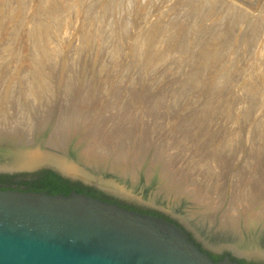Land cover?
I'll return each mask as SVG.
<instances>
[{
    "label": "rangeland",
    "instance_id": "1",
    "mask_svg": "<svg viewBox=\"0 0 264 264\" xmlns=\"http://www.w3.org/2000/svg\"><path fill=\"white\" fill-rule=\"evenodd\" d=\"M0 118L11 134L0 132V143H33L65 121L72 143L103 153L110 178L136 183L146 163L143 183L159 170L166 195L198 214L221 195L215 222L225 208L246 216L249 202L238 195L234 204L233 194L249 195L244 186L258 178L249 212L263 220L264 0H0ZM121 155L127 167L117 174L111 165ZM191 174L208 182L205 201L186 194Z\"/></svg>",
    "mask_w": 264,
    "mask_h": 264
},
{
    "label": "water",
    "instance_id": "2",
    "mask_svg": "<svg viewBox=\"0 0 264 264\" xmlns=\"http://www.w3.org/2000/svg\"><path fill=\"white\" fill-rule=\"evenodd\" d=\"M48 130L33 143H0V174H32L49 169L79 180L128 208L91 194L0 188V264H239L234 258L264 262V231L217 225L214 211L197 215L186 198L166 195L159 170L143 183L145 165L136 183L129 175L109 177L68 151L46 144ZM17 186V184H13ZM20 187H24L21 185ZM225 252L214 260L208 253Z\"/></svg>",
    "mask_w": 264,
    "mask_h": 264
},
{
    "label": "bare ground",
    "instance_id": "3",
    "mask_svg": "<svg viewBox=\"0 0 264 264\" xmlns=\"http://www.w3.org/2000/svg\"><path fill=\"white\" fill-rule=\"evenodd\" d=\"M252 4V3H251ZM135 5V4H134ZM139 5V4H138ZM143 6V5H142ZM234 24V23H233ZM232 24V25H233ZM228 39V38H227ZM222 40V39H221ZM223 43V42H222ZM223 46V45H222ZM232 46V45H231ZM242 50V49H241ZM88 88V87H87ZM76 90V89H75ZM84 90V89H83ZM132 90V89H131ZM136 90V89H135ZM91 91V90H90ZM77 92V91H76ZM158 95V94H157ZM147 97V96H146ZM152 97V96H151ZM127 98V97H126ZM150 98V97H149ZM143 99V98H142ZM163 99H165V98H163ZM51 101V100H50ZM131 101V100H130ZM149 101V100H148ZM162 101V100H161ZM125 102L127 103V101L125 100ZM139 103V102H138ZM152 103V102H151ZM158 103H160V102H158ZM110 105H112V104H110ZM109 105V106H110ZM128 105H129V103H128ZM36 107H38V106H36ZM122 107V106H121ZM51 108V107H50ZM151 108V107H150ZM31 109V108H30ZM36 109V108H35ZM43 109V108H42ZM41 109V110H42ZM40 110V109H39ZM40 110V111H41ZM149 110V109H148ZM152 110V109H151ZM150 110V111H151ZM44 111V110H43ZM56 111V110H55ZM149 112V111H148ZM36 113V112H35ZM55 113V112H54ZM157 113V112H156ZM195 113V112H194ZM142 114V113H141ZM140 114V115H141ZM146 114V113H145ZM144 114V115H145ZM108 115V114H107ZM106 115V116H107ZM114 115H116L117 116V114H114ZM123 115V114H122ZM152 115V114H151ZM150 115V116H151ZM155 115V114H154ZM44 116V115H43ZM63 116V115H62ZM111 116H113V115H111ZM147 117V116H146ZM195 117V116H194ZM193 117V118H194ZM24 118V117H23ZM43 118V117H42ZM70 118V117H69ZM102 118H103V115H102ZM163 118H165V117H163ZM181 118H183V117H181ZM188 118V117H187ZM199 118V117H198ZM68 118L66 117V119L64 118V120H67ZM150 119V118H149ZM148 119V120H149ZM152 119V118H151ZM150 119V120H151ZM185 119V118H184ZM0 120H2V118H0ZM72 120V119H71ZM73 120H74V118H73ZM79 120V119H78ZM140 120V119H139ZM153 120H155L154 118H153ZM68 121V120H67ZM69 121H70V119H69ZM75 121V120H74ZM107 121V120H106ZM157 121V120H156ZM161 121V120H160ZM184 121V120H183ZM200 121H201V119H200ZM199 121V122H200ZM1 122V121H0ZM78 122V121H77ZM179 122H181V121H179ZM190 122V121H189ZM189 122H187V123H189ZM198 122V121H197ZM197 122H195V123H197ZM198 122V123H199ZM203 122V121H202ZM70 123H71V121H70ZM70 123L68 122V124L70 125ZM105 123V122H104ZM141 123H142V121H141ZM143 123H144V120H143ZM150 123V122H149ZM152 123V122H151ZM197 123V124H198ZM204 123V122H203ZM206 123V122H205ZM6 124V123H5ZM67 124V125H68ZM74 124H76V123H74ZM148 124V123H147ZM153 124H154V122H153ZM156 124H158L157 122H156ZM191 124V123H190ZM60 125H61V127H59L60 128V130H59V133H53L52 132V134L50 135V136H48L47 137V142H46V144L48 145V146H50V147H53V148H57V149H61V150H63V151H65V152H67L68 151V146L69 145H72V144H75V152H76V159L79 161V162H81L83 165H85L87 168H89V169H92L93 171H95V172H97V171H105V168H106V166H105V163H106V161H105V158L106 157H103L102 155H103V153H102V155L100 154V155H98V154H96L97 152H94V148H95V145L93 144V143H90L89 141L88 142H84V147L82 146H80V145H78L77 143H75V142H71L70 141V139H71V136H70V130H68V132H64L65 131V129H64V126H66V122L65 121H63V122H60ZM63 125V126H62ZM69 125L67 126V129H69ZM182 125V124H181ZM184 126V125H183ZM204 126V125H203ZM1 127V126H0ZM10 127V126H9ZM75 127V126H74ZM156 127V126H155ZM177 127V126H176ZM185 127V126H184ZM200 127V126H199ZM3 128V127H2ZM16 128V127H15ZM66 128V127H65ZM190 128V127H189ZM66 129V130H67ZM147 129H150V128H148L147 127ZM153 129V128H152ZM175 129V128H174ZM187 129V128H186ZM200 129V128H199ZM202 129V128H201ZM74 130V129H73ZM76 130H77V128H76ZM172 130V129H171ZM11 131V130H10ZM0 132H3L2 134L4 135V134H7L8 135V133L10 134V132H8V129L7 130H4V128L3 129H1L0 130ZM13 132V131H12ZM27 132H29V131H27ZM201 132V131H200ZM16 133H18V132H16ZM111 133V132H110ZM166 133H168V132H166ZM179 133V132H178ZM1 134V133H0ZM19 134V133H18ZM23 134V133H22ZM26 134V133H25ZM50 134V133H49ZM112 134V133H111ZM116 134V133H115ZM124 134V133H123ZM140 134V133H139ZM143 134V133H142ZM191 134V133H190ZM200 135L201 133H199V132H197V135ZM221 134V133H220ZM230 134V133H229ZM11 135V134H10ZM12 135H13V133H12ZM20 135V134H19ZM18 135V136H19ZM72 135V134H71ZM186 135H188V134H186ZM209 135H211V134H209ZM15 136V135H14ZM24 136V135H23ZM175 136V135H174ZM177 136L178 135H176V138L175 139H177ZM180 136V135H179ZM182 136V135H181ZM180 136V137H181ZM31 137V136H30ZM115 137V136H114ZM183 137V136H182ZM182 137H181V139H182ZM218 137V136H217ZM78 138H79V136H78ZM78 138H76V139H78ZM86 138V137H85ZM105 138V137H104ZM170 138V137H169ZM171 138H172V135H171ZM170 138V139H171ZM19 139V138H18ZM25 139H26V137L24 138V141H25ZM173 139H174V137L171 139L172 141H173ZM179 139V138H178ZM174 140V141H176V143H177V147H178V144H180V142H177V141H179V140ZM187 139V138H186ZM186 139H184V140H186ZM205 139V138H204ZM225 139V138H224ZM21 140V139H20ZM32 140V139H31ZM31 140H30V138H28V140H26V142H31ZM90 140V139H89ZM33 141V140H32ZM118 141V140H117ZM168 142V141H167ZM205 142V141H204ZM214 142V141H213ZM102 143H104V142H102ZM166 143V142H165ZM171 143V142H170ZM182 144V143H181ZM184 144V143H183ZM194 144V143H193ZM200 144V143H199ZM203 144V143H202ZM201 144V145H202ZM210 144H212V143H210ZM215 144V143H214ZM106 145V144H105ZM201 145H199V146H201ZM114 146V145H113ZM153 146V145H152ZM163 146V145H162ZM172 146H174V145H172ZM176 146V145H175ZM181 146V145H180ZM179 146V147H180ZM184 146V145H183ZM198 146V147H199ZM204 146H206L205 144H204ZM204 146H203V149H204ZM111 147V146H110ZM150 147V146H149ZM169 147V146H168ZM171 147V146H170ZM178 147V148H179ZM112 148V147H111ZM129 148V147H128ZM167 148V147H166ZM190 148V147H189ZM235 148V147H234ZM238 148V147H237ZM102 149V148H101ZM100 149V150H101ZM104 149V148H103ZM172 149V148H171ZM170 149V150H171ZM191 149H192V147H191ZM203 149H201V151L203 150ZM211 149V148H210ZM216 149V148H215ZM219 149V148H218ZM227 149V148H226ZM105 150H107V149H105ZM119 150V149H118ZM180 150H182V148L180 149ZM190 150V149H189ZM188 150V151H189ZM236 150V149H235ZM104 150H102V152H103ZM108 151V150H107ZM119 151H121V150H119ZM118 151V152H119ZM124 152H127L128 153V151H125V150H123ZM142 151V150H141ZM158 151V150H157ZM176 151V150H175ZM192 152H193V150H191ZM200 151V150H199ZM212 151V150H211ZM245 151V150H244ZM248 151H250V150H248ZM101 152V151H100ZM99 151H98V153H100ZM106 152V151H105ZM192 152H190L189 154H191ZM202 152H205V151H202ZM209 152V151H208ZM254 151H252V153H253ZM126 153V154H127ZM147 153V152H146ZM145 153V154H146ZM170 153V152H169ZM207 153V152H206ZM107 154V153H106ZM114 154V153H113ZM117 154H120V153H117ZM121 154H123L122 152H121ZM208 155H209V153H207ZM222 154V153H221ZM247 154V153H246ZM261 154V153H260ZM104 155H105V153H104ZM115 155H116V152H115ZM162 155V154H161ZM181 156L182 155H184V154H180ZM195 155V154H194ZM193 155V156H194ZM203 155V154H202ZM227 155V154H226ZM249 155V154H248ZM247 155V156H248ZM256 155V154H255ZM117 156V155H116ZM124 156V155H123ZM122 155L121 156H118V158L114 161V160H111L113 163H112V165L111 166H113V167H111L112 168V170L114 171V172H116L117 174H120V173H122V169L124 170V167L126 166V163H127V161H126V159L123 157ZM171 156H173V155H171ZM176 156V155H175ZM179 155H177V157H178ZM198 156V155H197ZM216 156H217V154H216ZM219 156V155H218ZM223 156V155H222ZM227 156H229V155H227ZM233 156V155H232ZM250 156V155H249ZM252 156H253V154H252ZM135 157V156H134ZM133 157V158H134ZM140 157V156H139ZM184 157H185V155H184ZM191 157V156H190ZM230 157H231V155H230ZM262 157H263V155H262ZM112 158V157H111ZM136 158V157H135ZM134 158V159H135ZM176 158V157H175ZM195 158V157H194ZM193 158V159H194ZM203 158V157H202ZM205 158V157H204ZM209 158V157H208ZM217 158V157H216ZM219 158V157H218ZM218 158H217V161H219L218 160ZM225 158H226V156H225ZM254 158H255V156H254ZM260 158H261V156H260ZM264 158V157H263ZM141 159H142V157H141ZM182 159V158H181ZM229 158H227V159H225L226 161L228 160ZM231 159L233 160V157H231ZM257 159V158H256ZM128 160V159H127ZM152 160V159H151ZM173 160H175V159H173ZM189 160V159H188ZM209 160V159H208ZM223 160V159H222ZM254 160V159H253ZM110 161V162H111ZM137 161H139V158H138V160ZM142 161V160H141ZM179 161V160H178ZM190 161V160H189ZM195 161V160H194ZM224 161V160H223ZM222 161V162H223ZM128 162H130V160L128 161ZM133 162V161H132ZM183 162V161H182ZM209 162H210V160H209ZM229 162V161H228ZM255 162V161H254ZM140 163V162H139ZM167 163V162H166ZM165 163V164H166ZM172 163V162H171ZM184 163V162H183ZM205 163V162H204ZM219 163H221L220 161H219ZM225 163V162H224ZM253 163V162H252ZM260 163V162H259ZM131 164V163H130ZM134 164V163H133ZM132 164V165H133ZM136 164H138L137 162H136ZM135 164V165H136ZM197 164V163H196ZM231 164V163H230ZM261 164V163H260ZM132 165H131V168H132ZM229 165V163L227 164V166ZM244 165V164H243ZM262 165V164H261ZM139 166V164L137 165V167ZM163 165H161V167H162ZM199 166V165H198ZM206 166V165H205ZM245 166V165H244ZM127 167V166H126ZM134 167V166H133ZM146 167V166H145ZM148 167V166H147ZM203 167V166H202ZM207 167V166H206ZM229 167V166H228ZM228 167H226V168H228ZM255 167H256V165H255ZM139 168V167H138ZM137 168V169H138ZM162 168H164V167H162ZM226 168H224L225 169V171H226ZM249 168H252V167H248L247 168V170L249 169ZM261 169H262V167H260ZM132 169H134V168H132ZM131 169V170H132ZM147 169V168H146ZM159 169H160V167H159ZM191 169V168H190ZM197 169V168H196ZM195 169V170H196ZM211 169V168H210ZM120 170V171H119ZM148 170V172L150 171V169H147ZM161 170V169H160ZM194 170V171H195ZM197 170H199V169H197ZM196 170V172H198ZM207 170H209V169H207ZM214 170V169H213ZM233 170H234V168H233ZM132 171H134V170H132ZM188 171H190V170H188ZM192 171V170H191ZM219 171H221V168H220V170ZM243 171H246V170H244L243 169ZM258 171V170H257ZM261 171V170H260ZM259 171V172H260ZM124 172V171H123ZM168 172V171H167ZM193 172V171H192ZM200 172V171H199ZM239 172V171H238ZM248 172V171H247ZM246 172V174H248V173H250V172H248L247 173ZM259 172H258V175H259ZM263 172V171H262ZM261 172V173H262ZM170 173V172H169ZM182 173V172H181ZM187 173V172H186ZM211 173H213V172H211ZM210 173V174H211ZM220 173V172H219ZM232 173H234V172H232ZM256 173V172H255ZM264 173V172H263ZM127 174V173H126ZM130 174V173H129ZM133 174H135V171H134V173ZM133 174H131L132 176H133ZM146 174H148V173H146ZM192 174H194V173H192ZM191 174V175H192ZM199 174V173H198ZM201 174H202V172H201ZM214 174V173H213ZM237 174V173H236ZM243 175L245 174V173H242ZM245 174V175H246ZM254 174V173H253ZM123 175V174H122ZM145 175V174H144ZM162 175V174H161ZM197 175V174H196ZM239 175V174H238ZM118 176H120V175H118ZM131 176V177H132ZM193 176V175H192ZM202 175H199V177H197V178H195V176H193L194 178H192V177H188L190 180V182H187V183H189L191 186L187 189L188 190V193L186 192L187 190H186V187H184V189L186 190H183V192L185 191L186 192V194H190V196H192V198L194 199V200H199L200 198L201 199H206V198H209V190H207V185H204L206 182L204 181L203 182V180L202 179H204L203 178V176L201 177ZM216 176V175H215ZM225 176H227V174L225 173ZM254 176V175H253ZM256 176V175H255ZM130 177V178H131ZM147 177V176H146ZM218 177V176H217ZM224 176H222V178H223ZM244 177V176H243ZM250 177H252V175L250 176ZM250 177H248V178H250ZM261 177H262V175H261ZM261 177H259V180H263V177L261 178ZM187 178V177H186ZM244 178H246V177H244ZM244 178H243V180H244ZM253 178V177H252ZM251 178V180H249L248 181V185L246 186H244V187H246V188H248L249 190H251V193H250V191H249V195L247 194V193H242V189L241 188H239V189H237L236 187V189L238 190V191H236V189H235V192H236V194H233V195H236V197L235 196H233V197H235L234 198V200L237 198V196L238 195H240V197H242L243 196V198H241V199H243V200H247L249 203L247 204V207L245 206V211H246V216L244 215L243 217L241 216V218H239L238 217V214L236 215H234L233 213V215L228 211V209H226L225 208V210L223 209L220 213V215L218 216V218H219V221L218 222H216V224L217 225H228V226H238V221H241V222H243L248 228H261L263 231H264V219L262 220L261 219V217L262 216H258V215H256V211L254 212L253 210H251V212H249V209H251V208H253L252 207V205H253V203L254 202H256V199H258L259 197H258V193L256 194L255 193V190H254V188L256 187V186H254L253 184L258 180V178H257V180L253 183V179ZM255 178V177H254ZM261 178V179H260ZM133 179V178H132ZM170 179V178H169ZM207 179V178H206ZM213 179V178H212ZM239 179H241V178H239ZM173 180V179H172ZM231 180H232V178H231ZM234 180H236L235 179V177H234ZM233 180V181H234ZM247 180V179H246ZM178 181V180H177ZM216 181V180H215ZM223 181V180H222ZM239 181V180H238ZM238 181H234V184L236 183V182H238ZM172 182V181H171ZM174 182V181H173ZM240 183H242L241 181H239ZM208 183V182H207ZM213 183V181L211 182V184ZM215 183V182H214ZM239 183V185H241ZM253 183V184H252ZM264 183V182H263ZM167 184H169L168 182H167ZM174 184V183H173ZM172 184V185H173ZM216 184V183H215ZM219 184H220V186H219ZM217 186H219V189L222 191V188H220V187H222V185H221V182L219 183ZM223 184V183H222ZM243 184V183H242ZM260 184V183H259ZM258 184V182H257V185H259ZM179 185V184H178ZM237 184H235V186H236ZM255 185H256V183H255ZM264 185V184H263ZM168 186V185H167ZM183 186V185H182ZM214 186V185H213ZM238 186V185H237ZM243 186H241V187H243ZM260 186H261V184H260ZM180 187H181V185H180ZM180 187H176L175 186V188H180ZM231 187V186H230ZM240 187V186H239ZM244 187H243V189H244ZM172 188V187H171ZM208 188L210 189V192H211V189L212 188H210L209 186H208ZM214 188V187H213ZM257 189H258V186L256 187ZM178 189H176V191L178 190ZM183 189V188H182ZM218 188H217V190H219ZM224 189V188H223ZM232 189V188H231ZM256 189V190H257ZM180 190V189H179ZM175 191V190H174ZM245 191V190H244ZM167 192V191H166ZM171 192H172V190H171ZM220 192V191H219ZM231 192H234V187H233V191H231ZM247 192V191H246ZM207 193H209V194H207ZM223 193V192H222ZM174 194V193H173ZM179 194V193H178ZM218 194V193H217ZM214 195V194H213ZM257 195V196H256ZM260 195V194H259ZM218 199H213V197L212 198H209L208 199V203H206L205 204V208H203V209H205V210H207V212H210V207H212V208H217L218 206H219V204H220V202H221V195L219 196H217V195H215ZM184 197V196H183ZM211 197V196H210ZM215 197V198H216ZM220 197V198H219ZM239 197V196H238ZM245 198V199H244ZM261 198V197H260ZM223 199V198H222ZM238 199V198H237ZM236 199V200H237ZM241 199H238V200H241ZM191 200V199H190ZM194 200H191V201H194ZM202 200V201H203ZM233 200V199H232ZM232 201V202H234V204L237 202V201ZM188 201V200H187ZM200 201V200H199ZM205 201V200H204ZM203 201V202H204ZM231 201V200H230ZM241 203V202H240ZM244 203V202H243ZM201 204V203H200ZM204 204V203H203ZM237 204V203H236ZM242 204V203H241ZM233 205V204H232ZM255 206V205H254ZM261 206V205H260ZM227 208H229L228 206H227ZM231 208V207H230ZM235 208V207H234ZM242 208H244V207H242ZM260 208V207H259ZM261 209V208H260ZM257 210H259V209H257ZM218 212V211H217ZM236 212V211H235ZM203 213H206L205 211H202V212H200V214H203ZM215 213V212H214ZM259 213H260V211H259ZM262 214H264V213H262ZM197 215H199L198 214V212H197ZM242 215V214H241ZM216 217V216H215ZM217 218V219H218Z\"/></svg>",
    "mask_w": 264,
    "mask_h": 264
},
{
    "label": "trees",
    "instance_id": "4",
    "mask_svg": "<svg viewBox=\"0 0 264 264\" xmlns=\"http://www.w3.org/2000/svg\"><path fill=\"white\" fill-rule=\"evenodd\" d=\"M13 184H17V186ZM21 185H23L24 187H20ZM14 187L21 188L24 190H35V191L45 190L49 193H63V194H69L72 190H75L77 192H84L86 194H91L93 196L99 195L100 198L102 199L118 203L115 199L110 198L108 196H104L100 192H97L95 189L82 185V183L79 181L64 178L58 173L49 169L39 170L32 174H13V175L0 174L1 189L14 188ZM120 205L125 206L123 204ZM127 207L136 209L134 207H129V206ZM210 255L213 257L214 260H218L221 258L220 255H216V254H210ZM238 262L240 264H251V263H247L243 259H239Z\"/></svg>",
    "mask_w": 264,
    "mask_h": 264
},
{
    "label": "flooded vegetation",
    "instance_id": "5",
    "mask_svg": "<svg viewBox=\"0 0 264 264\" xmlns=\"http://www.w3.org/2000/svg\"><path fill=\"white\" fill-rule=\"evenodd\" d=\"M75 181H79V180H75ZM79 182H81V181H79ZM82 183V182H81ZM82 185H84V186H86V187H91V188H93V189H95L97 192H99V189H97V188H95V187H93V186H90V185H86V184H84V183H82ZM104 195V194H103ZM97 197H100L99 195H96ZM105 196V195H104ZM116 200V199H115ZM118 203H120V204H123V205H125V207H127V206H129V207H134V208H136V209H138V210H141V211H146V212H155V213H158V214H161L160 212H156V211H154V210H152V209H145V208H139V207H137V206H134V205H128V204H125V203H122V202H120V201H118V200H116ZM208 253H209V255L210 254H216V255H220L221 256V258L225 255V252H222V253H214V252H212V251H208ZM211 256V255H210ZM212 257V256H211ZM233 259H235L237 262H238V260H239V258H234V257H232ZM244 261H246L247 263H251V264H264V262H260V261H253V260H245V259H243ZM239 263V262H238ZM240 264V263H239Z\"/></svg>",
    "mask_w": 264,
    "mask_h": 264
}]
</instances>
